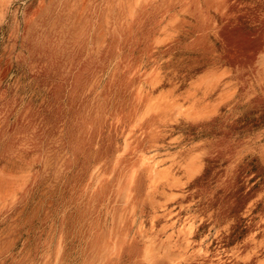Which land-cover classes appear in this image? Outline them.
Here are the masks:
<instances>
[{"label":"rangeland","instance_id":"rangeland-1","mask_svg":"<svg viewBox=\"0 0 264 264\" xmlns=\"http://www.w3.org/2000/svg\"><path fill=\"white\" fill-rule=\"evenodd\" d=\"M0 264H264V0H0Z\"/></svg>","mask_w":264,"mask_h":264}]
</instances>
